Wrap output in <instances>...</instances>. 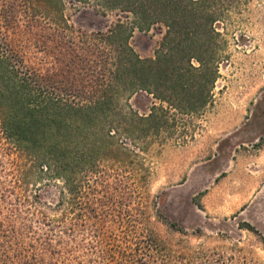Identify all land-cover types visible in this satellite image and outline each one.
<instances>
[{
    "label": "trees",
    "instance_id": "obj_1",
    "mask_svg": "<svg viewBox=\"0 0 264 264\" xmlns=\"http://www.w3.org/2000/svg\"><path fill=\"white\" fill-rule=\"evenodd\" d=\"M78 1L128 12L132 20L77 34L66 0H0V264H169L167 243L141 218L127 222L142 228H129L124 241L99 235L88 257L78 253L77 227L98 214L89 197L97 190L84 192L78 172L92 168L93 156L121 149L111 143L114 134L148 146L169 127L172 109L188 113L211 101L215 30L201 35L206 24H196L190 32L188 0ZM159 23L164 36L155 57L144 59L130 38ZM140 92L160 103L141 114L123 102ZM15 151L16 168L8 170L1 157ZM47 181L56 182L55 203L38 190Z\"/></svg>",
    "mask_w": 264,
    "mask_h": 264
},
{
    "label": "rangeland",
    "instance_id": "obj_2",
    "mask_svg": "<svg viewBox=\"0 0 264 264\" xmlns=\"http://www.w3.org/2000/svg\"><path fill=\"white\" fill-rule=\"evenodd\" d=\"M188 5L198 15L192 17L190 9V32L196 24H206L201 35L215 30L218 73L211 101L188 113L172 109L169 127L148 146L114 134L111 143L121 149L113 157L93 156L92 168L79 170L84 192L98 191L89 195L98 214L77 227L73 244L83 257L92 244L99 245V235L115 243L125 240L129 228L140 231L141 223L127 222L141 218L167 243L169 264H212L218 257L220 264H264V0H188ZM65 14L77 34L105 32L118 20H132L128 12H104L93 1L66 0ZM164 33L160 23L136 28L130 43L142 58H154ZM191 62L200 66L195 57ZM123 102L141 114L160 103L146 92ZM17 155L1 157L5 168H16ZM55 185L41 182L42 198L55 203ZM126 190L131 205H125ZM59 215L49 211L51 218Z\"/></svg>",
    "mask_w": 264,
    "mask_h": 264
}]
</instances>
